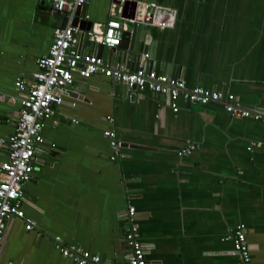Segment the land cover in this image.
<instances>
[{"label":"crops","instance_id":"1","mask_svg":"<svg viewBox=\"0 0 264 264\" xmlns=\"http://www.w3.org/2000/svg\"><path fill=\"white\" fill-rule=\"evenodd\" d=\"M125 1L91 0L85 28H103L115 2L127 38L120 45L130 47V33L136 42L148 38L141 65L183 80L189 90L230 93L243 107L264 110V0ZM152 2L173 13V26L138 23L137 31L132 20ZM50 3L0 0L1 139L13 134L21 108L16 80H31L36 59L48 53L64 22ZM79 50L115 62L113 52L103 57L86 36ZM178 106L174 113L166 96L102 75L75 76L44 123V143L23 187L34 229L26 231L18 219L5 223L0 264H75L55 249L54 237L126 264L129 207L148 264H238L231 240L238 224L246 227L252 264H264V125L232 118L220 103ZM108 128L120 143L114 160L103 136ZM188 144L199 148L178 156ZM7 157L0 146V163Z\"/></svg>","mask_w":264,"mask_h":264},{"label":"built area","instance_id":"2","mask_svg":"<svg viewBox=\"0 0 264 264\" xmlns=\"http://www.w3.org/2000/svg\"><path fill=\"white\" fill-rule=\"evenodd\" d=\"M90 1L51 0L53 12L62 14L64 22L54 29L48 53L36 59V71L31 80L19 77L15 82L16 90L20 94L21 108L13 134L6 139L0 138V146L8 150L7 160L0 163V263L5 223L18 219L24 222L26 231L34 229V221L26 217L23 210V187L32 178L35 152L44 143V123L51 119L54 109L61 105L66 90L74 83L75 76L89 79L94 75H102L140 92L166 96L174 113L179 111V100L198 106L220 103L224 105L230 117L251 119L264 125V110L243 107L233 94L210 91L200 86L189 90L183 80L156 74L152 70H146L144 65L136 71H131L120 62L106 63L96 54L82 53L79 50L81 36L88 37L89 41L97 45L112 49L120 45L125 30L115 2L110 5L109 18L103 28L97 25L85 28L89 16L83 14L78 17V11ZM124 2L125 0H119V3ZM132 22L166 29L173 26L174 15L152 2L145 5L142 17L134 18ZM148 57L149 55L144 56L145 59ZM106 121L111 124L113 119L108 117ZM103 136L109 140V147L114 152L111 160L120 157V143L114 130L106 129ZM198 148L196 144H188L178 152V156L190 155ZM251 150L252 147H249L248 151ZM262 153L264 154V147ZM134 217L135 209L129 207L126 211L128 231L125 240L129 248L126 264H148L145 257L146 248L137 237L138 227ZM231 240L238 264H252L244 224L236 226ZM53 242L60 255L75 264H120L105 262L98 255L75 245H66L60 237H54Z\"/></svg>","mask_w":264,"mask_h":264},{"label":"water","instance_id":"3","mask_svg":"<svg viewBox=\"0 0 264 264\" xmlns=\"http://www.w3.org/2000/svg\"><path fill=\"white\" fill-rule=\"evenodd\" d=\"M126 3L125 4L121 3V4H123L125 6ZM80 12H81V14H84L85 13V7H83L80 10ZM57 15H59L60 18L64 19V16L62 14L57 13ZM140 25L141 24H136V30L137 31L139 30V28L140 29L142 28V26H140ZM124 34L125 33H123V36H124ZM124 37H122L121 43H122V41H127V38H124ZM81 38H82V36L80 37V41H81ZM130 38H132L133 41H132V43H131V45H130V47L128 49H125V46H123V45H119V46L114 47L112 49H108V48H106L105 46H102V45H97V50H98V52H100L102 54L103 57H105V54L108 51L113 52L114 53V59L113 60H115V62L118 61L120 63H123L128 68H130V70L136 71L139 67L142 66L141 64L144 62V56L148 55V52H149L148 51L149 50L148 38L145 37V38H143V40L141 39L140 42H139V40H138V42H136V41H134V39H136V36L134 35L133 37H131V33H130ZM127 52H128V54H126ZM116 55H117V57H116ZM128 56L130 58L129 62H127V57ZM136 61H138L137 64L135 63ZM132 89H135V88H132ZM126 231H127V229H126Z\"/></svg>","mask_w":264,"mask_h":264},{"label":"bare ground","instance_id":"4","mask_svg":"<svg viewBox=\"0 0 264 264\" xmlns=\"http://www.w3.org/2000/svg\"><path fill=\"white\" fill-rule=\"evenodd\" d=\"M125 3V2H124ZM123 3V4H124ZM82 9V8H81ZM80 9V10H81ZM80 10L78 11V17H81L83 14H81V12H80ZM139 69V68H138ZM146 70H149V69H147V68H145ZM132 71V70H131ZM134 219H135V217H134ZM127 231H128V227H127ZM127 231H126V233H127Z\"/></svg>","mask_w":264,"mask_h":264}]
</instances>
